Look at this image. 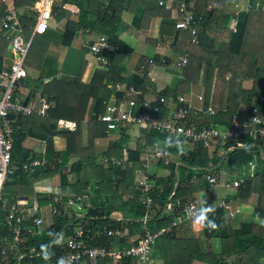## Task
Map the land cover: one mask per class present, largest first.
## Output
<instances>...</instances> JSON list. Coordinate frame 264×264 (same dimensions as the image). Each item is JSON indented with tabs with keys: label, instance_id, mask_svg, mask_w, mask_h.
<instances>
[{
	"label": "trees",
	"instance_id": "obj_1",
	"mask_svg": "<svg viewBox=\"0 0 264 264\" xmlns=\"http://www.w3.org/2000/svg\"><path fill=\"white\" fill-rule=\"evenodd\" d=\"M171 1H182L187 4L189 11L200 15L201 21L193 36L194 43L190 42V33L173 27L171 13L157 5L155 0H59L57 4L53 2L51 11L55 21L63 20L62 32L56 34L46 30L41 34H33L23 59V64L35 70L40 80L47 79L49 82L44 85L41 81L37 87L34 84L37 79H26L25 76L22 81L28 83V94H31L32 98L31 112L28 116H23L25 118L9 115L19 122V128L14 130L10 137V163L13 169L11 174L6 176L0 194V246L9 243L15 234L13 229L4 225L3 210L16 198L31 195H36L40 209L48 206L47 195L39 197L34 194L32 188L35 184L56 176L60 200L78 194L90 185L91 208L85 211L82 223L90 232L104 225L107 229L117 232L113 237L117 247H126L128 244L124 237L134 233L141 236L143 227L150 232L163 229L150 245L149 258L162 264H191V255L200 250L198 240L192 237L188 230L179 232L178 226L183 222L176 225L170 223L174 217L183 216L191 203L202 208L201 201H195L197 193L204 191L209 185H221L220 172L215 168L217 163L240 175L239 170L243 168L248 171L247 162L253 161L254 158L250 176L245 172L244 178L236 187H231L230 180H226L227 190L218 205L202 209H211L207 213V219L214 222L216 227H208L205 223L201 230L206 239L213 235L219 239V250L214 256L215 264H260L264 259V226L247 220L233 228L223 210L226 204L245 203L246 199L254 194L256 202L250 215L264 218V140L257 141V146L251 149L238 147L225 151L231 143L227 141L217 144L209 156L206 149L199 145L189 142L185 147L180 144L173 145L162 133L153 129L136 128V138L133 139L132 145L128 146V131L131 125L124 124L115 131L119 133L117 138L107 142L104 148L96 149L93 146L95 139L104 138L111 133H105L104 123L97 120V115L103 109L101 101L109 93L106 85L121 83L139 89L141 95L137 97V101L135 98L138 102L146 96L147 99L162 96L168 100L175 95L187 93L191 85L198 84L201 87L203 109L209 106L213 114H198L197 116L201 117L196 119L189 117L184 122L187 126L193 125L195 120L199 123L196 125L227 127L230 125L228 116L235 112L236 108L249 106L256 102L258 96L264 97V0H256L263 6V10H238L236 14L233 11H225L228 5L235 7L229 0ZM32 3L33 0H11L16 9L22 6L31 7ZM60 3L72 5L76 11L74 17H70L73 13L60 9ZM3 10L4 7L0 4V15H4ZM124 12L131 15L129 27L133 29H138L143 18L159 19L158 40L168 39L166 46L171 55L170 58L165 57L163 63L160 62L161 58L152 57L151 65L168 66L176 70V57L185 56L186 62L180 70L178 69V80L172 89L164 88L156 94L153 93L154 86L145 77V71L140 74L121 75V59L131 51L117 38L120 16ZM31 13V8H28L18 15L26 35L33 22L34 14ZM233 19L234 29L231 30ZM81 27H85L90 34L105 37L112 47L111 50L101 51L106 65L95 68L86 83H80L78 77L55 76L56 72L50 62L43 59L47 49L62 52L69 45L75 30ZM1 34L0 30V40L5 43ZM244 82H250V86L243 87ZM41 96L51 104L47 112L53 116L41 117L36 114L38 99ZM121 96L122 93L117 92L116 101L120 100ZM151 105L159 108L156 117L164 115L165 110L156 99ZM261 106H264V98ZM58 119L71 121L72 130L57 128ZM26 136L43 144L42 152L28 159L39 162L31 170H22L19 162V154L23 151L21 142ZM53 137L63 140L62 150H54ZM244 141L249 143L252 140L247 138ZM219 147L224 151L220 156H216L214 152ZM156 150L171 154L166 163H163L164 156L155 155ZM261 150L262 156L259 154ZM142 151H147L148 154H142ZM98 157H101V163L97 162ZM120 157L129 163L126 171L110 165V158ZM148 157L156 160L155 165L165 170L163 175L155 176L148 172ZM65 168L72 174L70 182L66 181ZM202 169H208L205 171L215 177V183L208 184L204 179L190 181L192 174ZM138 172L144 173L151 185V189L143 194L133 186V178ZM145 197L151 199L152 204L149 207H144L141 202ZM167 202L169 207L165 209ZM61 211V216H52L48 211V224L44 225L43 220L39 233L31 237L24 235V240L18 245L19 240L23 238L20 230L15 245L19 246L18 250L0 258V264H56L61 256L68 253L61 240L69 235V221L75 218L73 214H69L70 211ZM112 212H119L120 216L113 218L109 215ZM141 218H144L143 222ZM105 240L99 238L95 242L103 243ZM31 247L32 250L28 251ZM16 251L17 254L21 253V257L15 261L12 253ZM229 257L230 260L225 261ZM81 263L89 264L85 258H81ZM116 263L135 262L126 257L112 262L110 258L104 257L97 259L93 264Z\"/></svg>",
	"mask_w": 264,
	"mask_h": 264
},
{
	"label": "built area",
	"instance_id": "obj_2",
	"mask_svg": "<svg viewBox=\"0 0 264 264\" xmlns=\"http://www.w3.org/2000/svg\"><path fill=\"white\" fill-rule=\"evenodd\" d=\"M239 6V11L248 12L253 10H263V6L259 5L256 0H229ZM54 0H33L31 10L35 13L33 24L30 33L41 34L47 29V21L51 19L53 13L51 11ZM156 4L162 6L171 13L173 27L187 31L191 35L190 42H195L194 34L198 27L201 17L189 11L187 4L179 1L171 0H156ZM60 9H67L69 12H74L75 8H67L65 4L60 5ZM74 9V10H73ZM238 11V10H237ZM236 14V10L234 11ZM231 30L234 29L235 20H231ZM0 30L2 37L11 53V59L5 68L0 69V194L5 182L6 176L11 174L13 166L10 163V137L14 130L19 128V122L15 118H10L9 115L28 116L31 112L30 101H25L22 104L24 97L18 98L14 95V90L18 86L21 79L26 76L23 67V59L29 46L30 37L24 38L22 34V24L20 23L15 11L9 7L4 10V15H0ZM82 33L88 34L86 28H83ZM88 52L93 57L98 66L106 65V59L101 55L104 49L111 50V45L103 36L95 35L88 42ZM151 58H148L150 63ZM163 59L160 60L162 62ZM186 62L185 56H178L174 61V66L179 70ZM163 63V62H162ZM112 88L113 91L123 92L124 99L116 101L114 95L108 96L101 101L103 105L102 112L97 115V120L104 123V132L119 130L125 125H133L143 129H153L162 133L164 138L171 141L173 145H185L187 142L194 145H199L203 148H209L215 144H223L227 141L231 143L226 147L227 150L247 147L253 148L257 141L264 140V106H261L263 96H258L256 102L246 107L236 108L235 112L228 116L229 126H216L208 124L205 126L193 120V125L187 126L184 122L189 117L192 119L200 118L198 114H207L211 116L213 110L206 106L203 109L202 95L197 94L193 97L189 92L175 95L173 98L166 100L162 96L153 97L150 100L137 101V97L141 95L139 89H134L131 86H124L120 83L106 85ZM136 98V101H135ZM162 105L165 110L164 115L156 117L155 114L159 111L155 105H151L154 101ZM194 101V102H193ZM48 104L43 98L38 99L36 114L45 117ZM239 111V112H238ZM205 118V117H204ZM57 128L72 130L73 123L71 121L58 119ZM197 126V128H195ZM251 139L249 143H245V139ZM264 144V143H263ZM156 156H164L163 163L169 157L167 152L161 150L155 151ZM105 162V160H102ZM122 161L110 158V165H119ZM36 160L23 161L20 168L22 170H31L32 167L38 165ZM251 166V162H247ZM123 167L128 169V164L123 162ZM208 169H202L198 173L191 176L190 181L195 179H204L206 183H215V177L212 174L206 173ZM66 172V181L70 182L72 174L68 168ZM198 174V175H197ZM242 178L230 181L231 187H236ZM90 185H87L80 193L66 196L64 200H60L57 190L47 193L48 211L52 216H61L62 211H70L69 214L74 215V219L69 221L71 224L69 235L62 238V245L67 248L68 253L61 256L56 264H82L81 258L87 259L89 264H93L97 259L108 257L112 262L126 257L138 264H153L149 258L150 245L153 239L160 234L163 229L150 232L143 227L141 236L127 239V246L116 248L113 237L117 232L107 229L101 225L95 228L92 232L87 227H84L83 215L87 209L91 208L89 201ZM134 189L143 194L151 188L150 182L147 181L144 173L139 174L133 181ZM227 187L226 184H224ZM144 207H149L152 202L149 197L141 200ZM177 203V201H175ZM169 207V202L165 203L164 208ZM200 206L195 203L188 205L183 216L174 217L170 225H176L184 220H192L200 213ZM40 207L35 196H25L16 198L9 207L3 210V222L7 228L13 229L15 234L12 240L4 246H0V258H5L12 251L18 241V232L22 230L23 238L19 240L18 245L24 240L25 236H33L39 233L40 225L43 220L40 216ZM144 221V218H141ZM73 224V225H72ZM99 238H105L103 243L95 242ZM17 245V246H18ZM32 250V247L31 249ZM21 253L14 255V260H19Z\"/></svg>",
	"mask_w": 264,
	"mask_h": 264
},
{
	"label": "crops",
	"instance_id": "obj_3",
	"mask_svg": "<svg viewBox=\"0 0 264 264\" xmlns=\"http://www.w3.org/2000/svg\"><path fill=\"white\" fill-rule=\"evenodd\" d=\"M57 3H55V4H57ZM0 4L4 7V10L6 7L13 9L17 16L20 15L24 10H27L28 8H30V7L22 6L19 9H16L12 6L11 0H0ZM60 4H65V6L67 8H71V6H72V5L66 4V3H60ZM239 6L240 5L233 7L232 5H230V6L228 5L227 8L225 9V11L226 12H231V11L234 12L236 9L239 8ZM232 9H234V10H232ZM4 10H3V12H4ZM62 10L66 11L67 9H62ZM75 12H76L75 10H74V12H70V13H73L70 15V17H74ZM52 17H51V19L48 20L50 22V24L48 25L49 27H47L46 30H50L51 32H54L56 34H60L62 32V28H63V20H60V21L54 20L53 21ZM130 18H131V15L127 12H124L121 14V16H120L121 23L119 25L120 31H118V33H117V38L131 49L130 53L121 59V68H120L121 69V71H120L121 75L125 76V75L131 74V73L140 74L141 72L145 71V77L154 86L153 93L156 94L164 88L172 89V87H174L173 84L176 83V81L178 80V76H179V73L176 70H175V72L169 73L168 70H171V69L168 66H165V67H159V66H155V65L147 66V64H146L147 59L149 57L152 58V57L156 56L158 58L165 59V57L170 58V55H171L168 47L166 46V43H167L166 39L163 38L160 41L158 40L159 36L157 34V29H158L159 19H157V18H143L142 19L143 21H141L139 23L138 29H133V28L129 27ZM32 24H33V22H32ZM83 28H85V27H81V28L75 30V32H74V34L70 40L69 45L62 52H57V51L52 50V49H48L46 51L45 54L49 58V59H47V61L50 62L51 67L55 70V72H56L55 76H59V77L62 76V77H69V78L78 77V80L82 83H86L89 80L90 75H87V71H89V69H86L85 67L82 69L85 60H83V61L78 60L77 54L80 53L82 50L83 51L86 50L85 41L89 42L91 40V38L93 39V37L95 35L90 34L89 32H88V34L84 35L81 31ZM30 30H31V27L28 28V34L26 35L25 34L26 30L22 25V34H23L24 38L28 39L30 37V39H31V37L33 35H31ZM142 32H143V37H141ZM2 34H1V36H2ZM156 39L158 40V42ZM147 40H148V42H147ZM137 42L145 43V47L143 45H141L140 50H139L137 48V45H138ZM29 43H30V41H29ZM148 45H151V48H152L151 53H149ZM141 47H144V48H141ZM0 56H1V68H5L11 59V53H10V51L6 45V42L2 43L1 40H0ZM70 56L72 57V60H73L71 63H69V64H71V66H70L71 69H70V71H63L65 66H66L65 68H68L67 63H64V59H69ZM77 60H78V62H77ZM88 63H90V62L87 61L86 65H90ZM28 70L31 72V74L28 73L26 75V79H31V80L37 79L38 73L35 70H33L29 67H26V71H28ZM161 74H163L165 77H167L166 79H163L162 82L159 78V76ZM165 74H169V76L165 75ZM83 78H84V80H83ZM48 82L49 81L47 79H44L42 81V83L44 85ZM27 85H28V83L23 82L21 79L18 86L14 90V95L18 98L24 97V98H26L27 101L31 102L32 98H31V94H28L29 88L27 87ZM249 86H250V82H244L243 83V87H249ZM107 90L109 91V93H107L108 95L106 97H108L112 94L111 89L109 90V88L107 87ZM188 92L191 94L192 99H193V97L195 95L201 93V87L198 84H193L189 87ZM124 97H126V96H124L122 94L121 99H124ZM153 97L147 99L148 97L146 96V98L144 100H150ZM41 98L44 99L43 96H41ZM46 103L48 104V106L50 108L51 104L49 102H46ZM88 103L89 102H87V105H88ZM241 106H243V105H241ZM46 116L48 117V116H53V115L48 111V112H46L45 117ZM23 118H25V117H23ZM129 135H130V133H129ZM105 137H107V136H105ZM104 138H100V140H104ZM97 139H99V138H97ZM133 139H135V138H132V140ZM109 141H111L110 138H107V142H109ZM106 143H105V145H106ZM35 144H36V146H35ZM52 144H53V148L55 151L62 150L64 147V142L59 137H53L52 138ZM216 145L217 144H215L212 147L205 148L209 156L213 152ZM185 146H186V144L182 145V147H185ZM21 147L23 148V150L24 149L27 150V159H24V161L28 160L32 156L40 154L43 150L42 149L43 148L42 142L38 141L37 139L28 137V136L24 137V139L22 140ZM262 148H263L262 150H264V146ZM100 149H102V148H100ZM249 149H251V148H249ZM259 149H261V148H259ZM262 150L259 152L260 156H262ZM223 151L224 150L220 149V147H219V148L215 149L214 155L220 156ZM225 151H227V149H225ZM142 152H143L142 154H145V155L148 154L147 151H142ZM142 154H141V156H142ZM118 160H121L122 163L119 165H114L112 167H118L119 169L126 171L127 169H125L123 167V162L128 164V168H129V163L123 157H120ZM248 162H251L252 165L251 166L247 165L248 171H246L245 169L243 170V168L241 170H239L238 174H240V175H237L233 170H226L224 167L220 166L219 163H217L215 165V168L218 169V171L220 172L219 181L222 182L225 179H227L228 181L229 180L230 181L236 180L238 178L243 179L244 178L243 175L245 174V172H247L248 175L250 176V174L252 172L251 169L253 166L252 162H254V158H253V161H248ZM155 163H156V160H154L153 158L150 159V157H148V159H147L148 172L154 174L155 176L163 175L165 173V170L156 166ZM103 167H105V166H103ZM139 174H140V172H138L136 174L137 176H135L133 179L137 178L139 176ZM57 183H58V177L54 176L51 179L44 180L42 183L35 184L33 186L32 190H33L34 194L39 195V197H43V196H46L47 193L57 190V188H58ZM223 184H226V183H223ZM223 184L221 183V185H216V186L219 188H221V187L225 188V186H223ZM216 186H213L212 188H214ZM200 192H203V195L201 198H199V194H198V200H201L202 198L205 197V190L200 191ZM223 194H224V192H223ZM222 195L219 196L218 202L212 203L210 206H208L206 208L217 206L218 203L220 202V198ZM195 201L197 202V200H195ZM255 202H256V196L254 194H252L246 199L245 203L230 204V205L226 204V207H224L223 210L226 212L227 218L230 221V225L233 228H237L239 223L247 221V220H253V222H255L261 226H264V218H255V217H251V215H250L252 208L255 205ZM201 204L202 203H200V205ZM200 208H201V206H200ZM202 209H205V208H201L200 213H201ZM47 214H48V206L42 208L40 211V216H41L42 220H44V223H43L44 225L48 224ZM109 215L113 218H118L120 216L119 212H112V213H109ZM198 217H199V215L192 220L187 219V220H184L185 222L182 221L183 223L181 222L182 224L178 226L179 227L178 229H180L179 232H181V230H188L190 232V234L192 235V237H194L195 239L198 240L200 250L198 253L191 255V260H192L191 264H215L216 260H215L214 256L219 250V246H220L219 239L215 235L211 236L208 239L203 237L201 225L197 222ZM119 235L122 236L121 234H119ZM123 235H124V231H123ZM137 236H138V234L134 233V234H130L127 237L125 236L124 239L127 241L128 238H134ZM115 246H116V248H118L116 243H115ZM18 248H19V246H14L12 251L18 250ZM30 249L31 248H29L28 251H31ZM12 251H10V252H12ZM12 254L14 257V255L17 254V251L13 252ZM229 260H230V257L225 259V261H229ZM152 263L153 264H162V263H158V262H154V261H152ZM116 264H118V263H116ZM132 264H138V263H132ZM260 264H264V259L260 262Z\"/></svg>",
	"mask_w": 264,
	"mask_h": 264
},
{
	"label": "rangeland",
	"instance_id": "obj_4",
	"mask_svg": "<svg viewBox=\"0 0 264 264\" xmlns=\"http://www.w3.org/2000/svg\"><path fill=\"white\" fill-rule=\"evenodd\" d=\"M59 0H54V3H57ZM70 6V5H69ZM74 10V9H73ZM237 10H239V9H236V11ZM257 10H260V9H257ZM248 12H250V11H248ZM31 14H34L35 15V13H31ZM52 20L54 21L55 19H54V16L52 17ZM51 20V21H52ZM50 24V22L49 21H47V27H49L48 25ZM145 34V33H144ZM141 37H143V32H142V34H141ZM157 40V39H156ZM167 41V43L166 44H168V39L166 40ZM147 42H148V40H147ZM143 42H137V48L140 50V46L141 45H143L144 47H145V43H143ZM85 46H86V50H82L80 53H78L77 54V59L78 60H81V61H83V60H85L84 61V64H83V67H82V69L85 67L86 69H89V71H87V75H91L92 74V72H93V70L95 69V68H97L98 67V64L94 61V59H93V57L90 55V53L88 52V42L87 41H85ZM144 47H141V48H144ZM148 49H149V53H151V51H152V48H151V45H148ZM48 50V49H47ZM46 50V51H47ZM46 51H45V53H46ZM44 53V55H43V59L44 60H47V59H49L48 57H47V55ZM78 60H77V62H78ZM73 60H72V57L70 56V58L69 59H64V63H67V65H68V68H65L64 67V70L63 71H70V69H71V64H69V63H71ZM87 61L88 62H90V63H88V64H90V65H86V63H87ZM23 67L25 68V71H26V66L23 64ZM88 67V68H87ZM159 67H161V66H159ZM154 68V67H153ZM62 71V72H63ZM176 71L178 72V69H176ZM168 72L169 73H171V72H175V69H173V68H171V70H168ZM31 74V72L28 70V71H26V75L27 74ZM179 73V72H178ZM76 75V74H75ZM165 75H168L169 76V74H165ZM159 78H160V80H161V82H162V80L163 79H166L167 77H165L163 74H161L160 76H159ZM83 80H84V78H83ZM42 80H40L39 79V77H37V80H35L34 81V84L38 87V86H40L39 85V82H41ZM80 82V81H79ZM80 83H82V82H80ZM264 98V97H263ZM136 128H140V127H137V126H133V125H131V128L129 129V133H130V138L127 140V145L128 146H131L132 145V138H136ZM140 129H143V128H140ZM118 134L119 133H117V132H115V131H113V132H111L110 134H108V135H106L107 137H105L104 138V140H100V138L99 139H96V140H94L93 142H94V144H93V146H94V148H96V149H100V148H104L105 147V143L107 142V138H110V140H112V139H115V138H117V136H118ZM35 146H36V144H35ZM101 161V157H98L97 158V162H99V163H101L100 162ZM226 180L227 179H225L224 181H222V184L223 183H226ZM214 185H209V186H207L206 187V189H205V197L204 198H202L200 201H201V203H202V208H206V207H208V206H210L212 203H216V202H218V200H219V196L220 195H222L223 194V192H226L225 190H227V188H223V187H221V188H219V187H214V188H212ZM195 199L196 200H198V193L196 194V196H195ZM115 216V215H114Z\"/></svg>",
	"mask_w": 264,
	"mask_h": 264
},
{
	"label": "clouds",
	"instance_id": "obj_5",
	"mask_svg": "<svg viewBox=\"0 0 264 264\" xmlns=\"http://www.w3.org/2000/svg\"><path fill=\"white\" fill-rule=\"evenodd\" d=\"M149 58H151V57H149ZM161 59H162V58H161ZM147 63L150 64V63L148 62V59H147ZM150 65H151V64H150ZM120 84H121V83H120ZM111 86H112V85H111ZM109 89H111V91H112V94H111V95H114V96H115V94L118 92V91H116V92L113 91L112 88H109ZM120 93H122V94L124 95L123 92H120ZM121 97H122V96H121ZM106 98H107V97H106ZM106 98H104V99H106ZM115 99H116V98H115ZM120 99H121V98H120ZM209 211H211V209H210V210H204V211H201V213H200V215H199V217H198V221H197V222H198L201 226H204L205 223H207V226H208V227L215 228V227H216L215 223L207 219V213H208Z\"/></svg>",
	"mask_w": 264,
	"mask_h": 264
},
{
	"label": "water",
	"instance_id": "obj_6",
	"mask_svg": "<svg viewBox=\"0 0 264 264\" xmlns=\"http://www.w3.org/2000/svg\"><path fill=\"white\" fill-rule=\"evenodd\" d=\"M25 101H26V98L23 99L22 104H25ZM24 159H27V150L26 149H24L20 153V155H19V162L22 163L24 161ZM202 195H203V192H200L199 193V198H201Z\"/></svg>",
	"mask_w": 264,
	"mask_h": 264
}]
</instances>
